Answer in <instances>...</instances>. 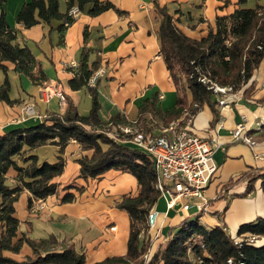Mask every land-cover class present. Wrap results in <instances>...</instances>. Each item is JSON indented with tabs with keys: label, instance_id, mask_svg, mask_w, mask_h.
I'll return each mask as SVG.
<instances>
[{
	"label": "crops",
	"instance_id": "1",
	"mask_svg": "<svg viewBox=\"0 0 264 264\" xmlns=\"http://www.w3.org/2000/svg\"><path fill=\"white\" fill-rule=\"evenodd\" d=\"M29 1L8 0L7 21L16 32V43L28 47L34 54L37 66L33 73L36 78L42 71L44 80L34 81L21 74L13 63H4L6 72L0 69V84L7 76L12 103L0 100V136L18 128L34 127L50 115L64 113L56 97L49 102L42 99L41 91L46 84H59L68 104L81 116L89 115L92 109L89 89L73 90L70 86L74 77L71 64L80 62L82 50L86 47L90 50L89 64L96 62L106 69L96 86L101 104L99 116L103 123L119 116L120 125L138 121V127L144 132L160 135L175 122L202 138L215 139L218 144L214 152L218 171L206 190L204 210L195 205L199 200H193L188 209L183 208L185 200L168 209L162 196L153 207L152 210L159 213V219L157 230L149 233L151 243L146 253L149 260L165 243L170 229L178 227L186 219H198L207 229L224 227L232 238L237 236L243 224L264 219L261 180H257L254 190L246 194L248 175L264 171V128L257 129L258 122L264 123V58L250 81L229 95L227 105H220L219 96L214 94L212 100L216 102L217 115L210 105L205 104L193 116L185 109L168 126L164 123L165 115L178 108L179 92L161 54V16L155 10L154 1L168 9L186 36L201 40L215 29L217 16L230 15L239 7L238 0H100L112 3L124 14L110 9L90 16L87 7L63 32L58 30L62 23L59 20H52L50 25L41 22L30 28L18 23L16 18ZM251 1L248 0V7L245 4L240 7L254 8L250 7ZM257 5L264 8V0H256ZM60 8L62 12L66 11L64 1ZM247 89L248 95H245ZM191 103L192 96L188 91V106ZM26 104L34 105L35 115L24 114ZM147 104L154 105L155 111L142 112ZM243 117L257 141L254 149L233 139V130ZM120 143L136 148L128 137ZM92 153L83 151L76 141L68 144L63 154L66 163L64 173L54 179L59 185V194L43 200V211L35 212L38 202L35 199L32 209H28V191H24L15 203L21 232L32 239L55 236L64 245L83 250L87 264L127 254L130 217L117 207V203L124 196H137L140 190L136 178L121 171L111 170L96 179L80 178L78 159L91 157ZM32 154L39 157L40 163L56 162L59 155L58 147L51 144L36 149ZM16 176L17 173L10 170L9 185H15ZM67 186L73 187L69 192L74 193L76 199L62 203ZM262 243L264 238L256 244ZM9 255L22 260L31 256L32 250L24 245L19 254Z\"/></svg>",
	"mask_w": 264,
	"mask_h": 264
},
{
	"label": "trees",
	"instance_id": "2",
	"mask_svg": "<svg viewBox=\"0 0 264 264\" xmlns=\"http://www.w3.org/2000/svg\"><path fill=\"white\" fill-rule=\"evenodd\" d=\"M62 1L67 5L65 12L60 8ZM247 2L238 0L239 7L233 13L217 16L215 29L196 40L186 36L168 9L154 1L155 10L161 16V54L179 92L178 108L164 117L166 126L179 118L185 109L193 116L205 104L210 105L217 115L211 86L231 87L233 92H237L252 78L264 58V8L260 5L256 8L240 7ZM7 3L8 0H0V69L6 72L4 63L10 62L21 74L43 82L42 71L39 78L33 73L37 61L32 51L16 43V32L7 21ZM74 6L80 12L89 7L87 12L90 16L110 9L124 14L112 3L100 0H31L24 4L16 21L30 28L41 22L50 25L52 20H59L62 23L58 30L63 32L76 20L69 15ZM229 39L230 46L227 45ZM89 56L90 50L84 47L80 62L76 67H70L74 73L71 88L80 90L87 87L92 95V109L88 116H81L68 104L63 114L50 115L34 127L18 128L0 136V264H87L83 250L66 246L55 236L32 239L21 232L15 208L24 191L29 192L28 209H32L34 199L45 200L59 194V185L54 179L64 173L66 163L63 154L71 141L80 144L83 151L93 152L91 157L78 159L80 178L96 179L116 170L133 175L140 188L137 196H124L117 203V207L130 217L127 254L95 264H144V256L151 243L146 229L148 215L161 197L155 187L153 161L142 150L106 135L107 129L120 123L119 116L112 117L109 123L100 119L97 85H89L90 77L100 65L96 62L90 65ZM188 91L192 96L190 106L187 104ZM9 92L10 82L6 76L0 84V100L12 103ZM244 94L248 95V89ZM141 111L154 112L155 107L147 104ZM48 144L58 147L57 161L40 163L39 157L32 152ZM10 170L17 173L13 186L8 183ZM250 175L246 194L254 190V183L259 179L264 191V171ZM71 188H64L67 192L61 199L62 203L76 199L75 194L69 192ZM77 191L82 192V189L77 188ZM236 237L241 242L236 243L224 227L207 229L198 219H186L178 227L170 229L165 243L147 264H264V243L257 245L251 242L253 238H264V219L243 224ZM24 245L32 250L31 256L18 260L9 255L19 254Z\"/></svg>",
	"mask_w": 264,
	"mask_h": 264
},
{
	"label": "built area",
	"instance_id": "3",
	"mask_svg": "<svg viewBox=\"0 0 264 264\" xmlns=\"http://www.w3.org/2000/svg\"><path fill=\"white\" fill-rule=\"evenodd\" d=\"M79 14L80 11L76 6L69 11V15L75 18ZM230 44L231 40L229 39L227 45L230 46ZM71 66L76 67L77 64L72 63ZM105 73V67L100 66L90 77L89 85L96 86ZM203 81L205 82L206 79ZM211 88L214 94L219 96L220 105H227L229 95L235 93L231 87L214 84ZM41 94L42 99L46 102H49L52 97H56L61 112H65L68 106L67 96L59 84L44 85ZM23 112L27 116L35 115L34 105L26 104ZM263 128L264 123L258 122L257 129L262 130ZM105 133L117 142H122L126 137L130 138L137 149L151 157L156 174L155 187L166 200L168 209H173L181 200L186 201L183 208L188 209L193 200H199L195 205L199 210H204L206 190L218 171V165L214 159V152L218 147L215 139L202 138L192 133L188 128L179 127L175 122L171 123L160 135L144 132L138 127V121L111 126V129H107ZM232 136L234 141L244 143L252 149L257 145L245 117L236 124ZM44 208V201L38 200L35 212L43 211ZM158 219L159 213L151 210L146 223L148 233L157 230ZM225 231L227 232L226 229ZM234 239L236 243L241 242V239L237 237ZM251 242L257 243L258 240L253 238ZM148 261L149 256L145 254L144 264H147Z\"/></svg>",
	"mask_w": 264,
	"mask_h": 264
},
{
	"label": "rangeland",
	"instance_id": "4",
	"mask_svg": "<svg viewBox=\"0 0 264 264\" xmlns=\"http://www.w3.org/2000/svg\"><path fill=\"white\" fill-rule=\"evenodd\" d=\"M259 2V1H258ZM251 4L250 7L254 6V8H256V0H252L251 2H249ZM245 6L248 7V3L245 4ZM261 240V239H260Z\"/></svg>",
	"mask_w": 264,
	"mask_h": 264
}]
</instances>
